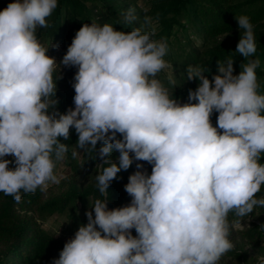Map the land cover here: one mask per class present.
Listing matches in <instances>:
<instances>
[{
    "label": "clouds",
    "instance_id": "obj_1",
    "mask_svg": "<svg viewBox=\"0 0 264 264\" xmlns=\"http://www.w3.org/2000/svg\"><path fill=\"white\" fill-rule=\"evenodd\" d=\"M57 7L58 0H11L0 10V193L19 203L22 193L59 185L65 177L57 164L69 150L60 138L68 140L74 128L77 149L101 161L102 198L52 264H219L235 247L233 229L264 207L257 195L264 187V94L250 18L236 17L242 34L235 53L247 61L239 74L233 57L217 62L212 80L204 67L188 65L187 80L200 83L180 103L159 78L173 65L155 29L85 23L58 63L47 54L51 44L37 37ZM135 19L132 9L124 15L125 24ZM61 65L78 68L75 107L64 113L56 107ZM168 84L176 87L172 76ZM134 161L124 185L131 202L109 210L111 183ZM140 162L152 166L151 174ZM230 213L239 220L230 223Z\"/></svg>",
    "mask_w": 264,
    "mask_h": 264
},
{
    "label": "trees",
    "instance_id": "obj_2",
    "mask_svg": "<svg viewBox=\"0 0 264 264\" xmlns=\"http://www.w3.org/2000/svg\"><path fill=\"white\" fill-rule=\"evenodd\" d=\"M147 1L149 6L144 9L140 0H58V7L48 18L50 27L38 28L37 37L39 40H51V56L59 63L76 32L85 23L91 24L94 21L91 5H96L97 11L118 31L155 29L153 38H166L168 42L169 52L165 59L174 68L173 75L161 72L159 78L170 88L178 102L187 103L189 90H195L200 83L197 79L187 80L188 65L204 67V75L212 80L217 74V62L223 63L233 57L234 75L239 74L240 65L247 61L235 53L242 34L236 17L246 15L254 25L257 40L255 56L261 61L257 69L261 85L259 91L264 94V0ZM9 2L11 0H0V10ZM129 9L133 10L136 17L130 25L124 23V15ZM182 16L186 17L187 22L182 20ZM185 30L195 32L201 44L189 40V50L183 45L173 48L171 37ZM77 71V67L60 66L62 79L57 80L56 98L59 103L56 107L61 113L75 107L73 83ZM58 73L59 67L54 78ZM169 76L176 81V87L168 84ZM217 116L218 113L212 114L213 126L216 125ZM118 138H121L119 134ZM60 139L70 147L76 145L78 134L72 128L68 140L62 137ZM101 146L102 143L98 142L97 150ZM118 156L119 153L114 150L111 159L118 162ZM5 159L14 158L8 156ZM260 162L264 163V156ZM100 163L94 151L83 152L80 160L72 157L70 175L62 179L59 185H52L46 192L38 189L34 194L22 193L19 203L12 196L0 193V264H52L59 257L67 240L50 234L43 227L42 221L54 215H67L75 231L81 224H86L85 213L92 210L91 203L102 198L96 187V176L103 167ZM136 163L134 161L127 171L118 173L117 179L111 183L107 197L109 210L131 202L124 185L136 171ZM140 163L151 174L152 166L146 162ZM9 167H15L14 163ZM257 195L264 196V187ZM237 220L239 218L233 213L229 214L230 223ZM241 223L243 226L234 228L230 236L235 244L234 249L225 254L219 264H258V258L264 256V207L254 209ZM132 235H136L135 229L132 230Z\"/></svg>",
    "mask_w": 264,
    "mask_h": 264
},
{
    "label": "rangeland",
    "instance_id": "obj_3",
    "mask_svg": "<svg viewBox=\"0 0 264 264\" xmlns=\"http://www.w3.org/2000/svg\"><path fill=\"white\" fill-rule=\"evenodd\" d=\"M140 4L141 6L145 9L148 8L149 3L147 0H140ZM96 5H91V9L93 10L94 13V21L96 23H99L101 25H103L104 23H109V21L106 19L105 16H103V14L99 13L97 11V7H95ZM182 20L184 22H187V19L185 16H182ZM187 34L189 35V37H187ZM156 40H160L163 39L162 37L160 38H155ZM172 40V45L173 48H177L180 45H183L186 47L187 50H189L187 44L188 41L190 40V42H195L198 44H201L200 39L197 37V34L195 32H190V31H180L178 32L176 35H173L171 37ZM40 42L42 44H44L45 46H50L49 51H48V55L51 56L52 53V43L51 40L49 39H42L40 40ZM174 71V68H173ZM170 73V75H173V72L170 71H165ZM73 151H77L79 153L78 157L75 158L77 160H80L82 158L83 152L80 151L79 149H77L76 145H72L69 147V151L67 153L66 159L62 162H59L57 164V168H56V173L58 175H61L63 177H68L71 173V162H72V156H70L72 154ZM52 185L49 186V188ZM42 225L45 228V230H47L50 234L56 236L57 238H61V239H65V240H70L72 238H74L75 235V229L72 227L71 222L69 220V218L67 217V215H54L51 216L45 220L42 221ZM59 231V234L56 235Z\"/></svg>",
    "mask_w": 264,
    "mask_h": 264
}]
</instances>
